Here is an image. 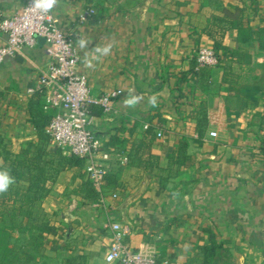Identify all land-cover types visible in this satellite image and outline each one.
<instances>
[{
    "label": "crops",
    "instance_id": "1",
    "mask_svg": "<svg viewBox=\"0 0 264 264\" xmlns=\"http://www.w3.org/2000/svg\"><path fill=\"white\" fill-rule=\"evenodd\" d=\"M27 1L0 0V9L14 15ZM257 3L256 20L264 25V0ZM235 5L242 0H57L52 10L77 45L79 70L93 96L121 90L117 112L94 115L92 125L103 147L114 142L107 171L116 183L106 182L104 200L91 199L83 188L86 161L58 176L43 200L56 231L47 236L39 264H110L111 222L127 226L132 248L167 264H206L202 248L212 238L225 243L234 264H264V51L252 47V62L245 64L221 49L232 74L216 68L212 93L193 81L182 90L176 86L197 49L213 44L204 33L213 16ZM235 36L227 31L224 46L235 48ZM48 62L47 45L38 38L0 65V138L16 153L40 142L28 88ZM134 97L135 104L126 103ZM201 109L207 122L195 118ZM199 125L203 137L195 132ZM151 127L155 138L145 137ZM183 135L187 167L171 164ZM144 140L155 166L144 168L136 156L122 164L118 154L129 155ZM48 149L53 154L57 148L50 143ZM139 155L140 161L149 157Z\"/></svg>",
    "mask_w": 264,
    "mask_h": 264
},
{
    "label": "trees",
    "instance_id": "2",
    "mask_svg": "<svg viewBox=\"0 0 264 264\" xmlns=\"http://www.w3.org/2000/svg\"><path fill=\"white\" fill-rule=\"evenodd\" d=\"M247 1L242 0V6H230L232 9L225 7L221 15L213 16L211 23L204 29V33L213 41L211 46L217 54L219 63L216 66L197 68L196 54L199 47L190 67L182 71L178 77L177 88L180 87L182 90L181 84L185 85L193 81L203 92H214L212 84L214 70L223 67L225 76L232 74L231 64L221 56V49L226 50L231 58L245 64L252 62L253 55L250 51L252 47L264 51V25H260L256 20L259 15L257 0H250V5ZM91 13H93L92 10ZM253 23L258 25L254 27ZM229 30L236 31L235 48L224 46V38ZM44 105L45 102L40 93L32 95L29 113L40 140L38 144L28 142L16 153L9 149L8 144L0 138V155L4 161L0 164V171H8L14 181L5 192L0 193V264H14L18 259L25 264H39L45 258V240L49 234L56 231V226L52 223L53 215L44 209L43 200L51 193L59 175L68 169L82 167L85 161L74 154H66L62 147H56L53 154L49 151L48 145L51 141L46 130L53 112L45 110ZM91 113L99 116L103 115L104 111L100 106H94L91 108ZM195 118L198 123L208 121L207 113L203 109L196 113ZM196 128L195 132L199 137H203L205 130L200 125ZM144 134L145 137H156L152 127L148 128ZM112 144L114 142L105 145L104 150L116 152L109 146ZM187 148L188 138L187 135H183L172 152V165L187 167L190 164L191 157ZM150 151L151 144H147L144 140L137 145L132 152L133 155L129 153L127 157L131 159L132 156L133 158L136 156V163L150 169L155 166ZM141 152L149 154V157L140 161ZM262 152L264 154V144ZM178 173V170L171 171L174 175ZM105 181L116 183L111 179L108 171ZM83 188L87 197L91 199L100 197L88 179ZM202 256L206 264H234L225 243L218 242L215 238L203 246Z\"/></svg>",
    "mask_w": 264,
    "mask_h": 264
},
{
    "label": "built area",
    "instance_id": "3",
    "mask_svg": "<svg viewBox=\"0 0 264 264\" xmlns=\"http://www.w3.org/2000/svg\"><path fill=\"white\" fill-rule=\"evenodd\" d=\"M87 15H82L85 20ZM47 45L49 62L41 72L28 93H40L44 99L45 110H51L53 117L47 127L51 144L66 148L86 161V176L99 193L105 197V177L112 152L103 148L92 125L94 115L91 108L100 106L104 114L116 113V95L93 96L88 76L79 70L80 54L73 38L58 24L52 9L45 11L36 7V0H28L23 8L14 15L0 9V65L7 58L23 54L27 48L34 47L38 38ZM197 68L216 66L217 54L211 45H203L197 54ZM158 133V137H162ZM216 137V132H211ZM120 162L126 164L127 156L119 155ZM117 198V195H113ZM110 229L112 242L106 255L110 264H167L156 255H150L132 248L126 242L129 232L127 226L119 222L106 225Z\"/></svg>",
    "mask_w": 264,
    "mask_h": 264
},
{
    "label": "clouds",
    "instance_id": "4",
    "mask_svg": "<svg viewBox=\"0 0 264 264\" xmlns=\"http://www.w3.org/2000/svg\"><path fill=\"white\" fill-rule=\"evenodd\" d=\"M57 0H36V7L37 8H41L45 11H48L50 9L53 8V6L56 4ZM105 52L108 51V49H104ZM137 102V98H132L128 101H126V103H128L129 105H133ZM155 97L152 98L151 103L154 105L155 104ZM14 181L13 179L10 177L8 171H0V193L5 192L9 185L12 184Z\"/></svg>",
    "mask_w": 264,
    "mask_h": 264
},
{
    "label": "rangeland",
    "instance_id": "5",
    "mask_svg": "<svg viewBox=\"0 0 264 264\" xmlns=\"http://www.w3.org/2000/svg\"><path fill=\"white\" fill-rule=\"evenodd\" d=\"M198 52V51H197ZM218 136V134H217ZM216 136V137H217ZM212 137V136H211ZM216 137H213V138H216ZM64 151L68 152V150L66 148H63ZM14 264H25L24 261H21L20 259L16 260Z\"/></svg>",
    "mask_w": 264,
    "mask_h": 264
},
{
    "label": "water",
    "instance_id": "6",
    "mask_svg": "<svg viewBox=\"0 0 264 264\" xmlns=\"http://www.w3.org/2000/svg\"><path fill=\"white\" fill-rule=\"evenodd\" d=\"M39 39L45 42V40L43 38L40 37Z\"/></svg>",
    "mask_w": 264,
    "mask_h": 264
}]
</instances>
